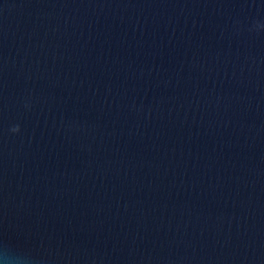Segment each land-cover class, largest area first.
I'll return each mask as SVG.
<instances>
[{
  "label": "water",
  "instance_id": "1",
  "mask_svg": "<svg viewBox=\"0 0 264 264\" xmlns=\"http://www.w3.org/2000/svg\"><path fill=\"white\" fill-rule=\"evenodd\" d=\"M0 264H264V0H0Z\"/></svg>",
  "mask_w": 264,
  "mask_h": 264
}]
</instances>
